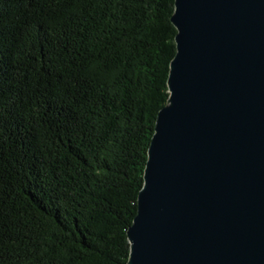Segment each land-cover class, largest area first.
<instances>
[{"label":"trees","instance_id":"1","mask_svg":"<svg viewBox=\"0 0 264 264\" xmlns=\"http://www.w3.org/2000/svg\"><path fill=\"white\" fill-rule=\"evenodd\" d=\"M174 10L0 0V264L128 263Z\"/></svg>","mask_w":264,"mask_h":264},{"label":"water","instance_id":"2","mask_svg":"<svg viewBox=\"0 0 264 264\" xmlns=\"http://www.w3.org/2000/svg\"><path fill=\"white\" fill-rule=\"evenodd\" d=\"M172 22L127 264H264V0H175Z\"/></svg>","mask_w":264,"mask_h":264}]
</instances>
